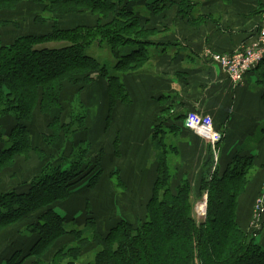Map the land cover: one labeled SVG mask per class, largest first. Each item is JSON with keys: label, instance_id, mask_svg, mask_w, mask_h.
I'll use <instances>...</instances> for the list:
<instances>
[{"label": "trees", "instance_id": "trees-1", "mask_svg": "<svg viewBox=\"0 0 264 264\" xmlns=\"http://www.w3.org/2000/svg\"><path fill=\"white\" fill-rule=\"evenodd\" d=\"M164 2L151 4L154 13L164 9ZM188 2L181 0L179 14L191 7L185 5ZM137 3L139 0H0V120L10 117L14 122L9 135L0 134L4 145L0 174L14 165L16 157L37 153L30 127L39 130L36 139L41 138L48 147L63 135L69 142L77 136L86 143L81 130L86 109L79 101L70 108V101L63 96L67 88L82 90L95 74L106 80L109 119L116 104L126 102L121 77L136 74L147 64V47L154 35L135 12ZM21 5L38 6L41 11L31 17L34 26L18 35L13 18L22 14ZM84 15L94 22H73ZM61 17H67L68 28H61L66 21L60 23ZM9 29L14 38L4 42ZM92 47L106 51L112 63H101L88 54ZM80 112L83 121L77 119ZM37 114L47 118V122L43 118L44 130L50 134L36 126ZM72 152L67 169L52 160L32 180L27 193H0V232L20 226L19 234L33 242L27 252L16 250L3 264H264V244L255 242L238 220L239 198L247 194L253 172L250 159H235L221 175L204 164L198 192L188 179L177 180L168 172L166 162H159L144 220L120 221L102 234L89 215L65 221L53 209L93 172L89 188L101 177L100 165L97 171L94 168L84 174L78 165L80 154ZM193 199L203 215L200 221L194 214ZM42 210L30 224L28 218ZM85 229L90 235L83 234ZM58 244L53 256L47 258ZM90 254L91 260H86Z\"/></svg>", "mask_w": 264, "mask_h": 264}, {"label": "crops", "instance_id": "crops-1", "mask_svg": "<svg viewBox=\"0 0 264 264\" xmlns=\"http://www.w3.org/2000/svg\"><path fill=\"white\" fill-rule=\"evenodd\" d=\"M154 1L139 0L134 7L143 27L154 32L147 47L149 60L138 73L121 77L128 97L125 103L116 104L110 119L107 81L96 74L84 89L72 87L70 93L63 92L72 104L75 98L82 99L87 109L84 128L88 156L93 154L101 160L99 169L103 172L92 188L88 180L96 172L74 186L69 198L54 204L53 209L65 221L89 215L104 234L115 223L128 222L129 209L139 208L138 193L148 183V167L143 162L151 161V184L157 178L159 162H166L172 175L180 171L183 177L188 174L198 192L204 164H210L211 171L221 175L235 159H250L253 172L247 194L239 198L238 210L239 224L247 230L253 201L264 187V63L238 87L213 56L231 54L256 41L263 22V1L190 0L185 5L191 7L182 14L177 12L181 0H165L159 13L151 7ZM62 25L61 28H68V20ZM98 54L97 60L112 63L108 53L109 58ZM189 112L208 116L221 132L223 138L215 148L205 137L185 127ZM13 128L11 119L0 120L4 136ZM32 143L40 156L30 153L27 159L22 157L23 165L16 161L12 170H4L0 174V193H27L32 180L49 164L50 147L41 138L37 145ZM68 144L69 150H73L81 142L75 136ZM0 146L3 149L4 145ZM51 157L53 163L55 156ZM62 160L56 161L63 164ZM115 172L125 188L116 186L110 177ZM130 192L138 195L130 196ZM136 215L137 212L132 213V217ZM39 216L31 215L29 223L36 222ZM20 230L18 227L15 237L18 241L23 237ZM261 232L259 238L264 244V227ZM15 238L8 246L12 250ZM9 252L0 247V256Z\"/></svg>", "mask_w": 264, "mask_h": 264}, {"label": "rangeland", "instance_id": "rangeland-1", "mask_svg": "<svg viewBox=\"0 0 264 264\" xmlns=\"http://www.w3.org/2000/svg\"><path fill=\"white\" fill-rule=\"evenodd\" d=\"M19 9L22 11V14H19V16H15L13 18V22H15V24L18 26V29L20 30L19 32H17V34L18 35H21V34H23V33H25L27 31V28L28 27L34 26V23L31 20V17H33L35 14L39 13L41 11V7H38V6H35V7L28 6L27 7L26 5H21V7H19ZM22 17H23V19H22ZM66 19H67V17H61V18H59L60 23H62V21L66 20ZM22 20H23V22H25V25H23ZM74 22L77 25H87L88 22L89 23L94 22V18H92V17H86V18H82V19H79L78 18V19H75ZM49 28L50 27L47 26L46 30H48ZM9 30L10 31L6 32L5 35H4V37H3L4 42H8V41H10V40H12L14 38V36L10 33V32H12V29H9ZM99 52H100V54H98V57H101V56L103 57L104 56L103 54H106V56L109 58V56L107 55V53H105L104 51L103 52L102 51H99L95 47L89 48L88 51H87L88 54L95 55L96 58H97L96 55ZM100 61H102V63H104L103 60H100ZM67 91L70 93L71 92V88H67ZM77 101H80V100L78 98H75L73 104H75V102H77ZM80 103L83 105L82 99H81ZM70 104H71V106H70V108H71L72 107L71 101H70ZM83 109H86V107L83 106ZM86 111H87V109H86ZM64 117H66V115H64ZM34 118H35L34 121L36 122V124H37L36 126H38V129H41V132L42 133L50 134L47 130H44V127L46 126V123L44 122V119L46 117H43L44 118L43 119L42 117H40L37 114ZM4 119H11L12 120V118H10V117H6ZM77 119L79 121L80 120L83 121V112L77 113ZM82 121L80 122V124H82ZM46 122H47V118H46ZM81 127H82V129H81L82 132L84 131L83 134L86 135V128H84V123H83V125ZM30 130H31V133H33V131L35 133L33 142H34L35 145H37V143L39 141L36 139V136L37 135L38 136L40 135L39 134V130H37V129L36 130L35 129L33 130L31 127H30ZM0 134L3 135V137H4L5 132H4L3 129H0ZM68 142H69L68 136H64L63 135L60 138V141L56 145H53L52 147H50V151H49V153L52 154L51 156H55V161L53 162V164H55L56 166L62 165L60 162H58L56 160H58L60 158H63V160L66 161V163H63V165H62L63 166V169H67L69 167V165H70L69 160H71V159H68L71 156V151H72V150H69V144H68ZM87 145L88 144L85 143V142L84 143H81L79 146L75 147L73 149V152H72L74 156L76 154H78V153L80 154L78 165H79V169L80 170H83V173L84 174L90 173L91 170L94 169V168L97 171L98 165H101L100 164L101 163V160L97 159L98 157L95 158L93 154L91 156L90 155L88 156L89 149H88ZM80 150H82V151H80ZM84 151H85V154L83 156L82 153H84ZM38 153L41 154L40 151L37 149V155H39ZM66 153H68L69 156H65ZM28 156L29 155H26V157H24V158L27 159ZM51 156H49V163L54 158V157H51ZM90 157H91V159H90ZM101 157H102V155H101ZM31 158L29 157V160H28L29 162H30ZM16 161H19L22 164V162L24 160H23V158H21V156L20 157H16L15 160H14V163H13L14 165H15ZM184 164L186 165V163H184ZM143 165L148 167L147 168V171H146V175L148 177V179L146 180V182H148V183L147 184L145 183L142 186V190H140L139 193H138L139 194V208H135L133 210L132 209H129L130 217L128 219V222H132V220L134 218L136 220H139V221L140 220H144L145 210H146V204H147V201H148V199L150 198V195H151V189H152V185H153V184H151V181H152L151 179H152V174H153V167H152L151 161L150 162H143ZM12 167L6 168V169H11ZM6 169H4V170H6ZM11 170H9V171H11ZM100 172L102 173L103 170H101ZM181 173H183V171H180V174H176L175 173V177H176L177 180L178 179H189V175L188 174L184 175V177H183L181 175ZM110 177L113 180H115L116 186L119 185V186L125 188V183L122 182V179L119 177V173L118 172H115V173L111 174ZM130 188L132 189V188H135V187H130ZM138 194L136 192H130L129 193L130 196H132V195H138ZM259 194L260 193H258L256 195V197ZM256 197H255V199H256ZM255 199H254V201H255ZM254 201H253V204H254ZM193 204H194V214L196 216H198L199 219L197 218V220L200 221L201 220V217L203 215H202V212L199 215V209H200V207L199 206L196 207V205H197L196 199H193ZM253 204H252V208H253ZM252 208H251V214H252ZM135 212H137L136 217H132V213H135ZM38 213L41 216V214L44 213V211L42 210V211H39ZM250 218H251V216H250ZM249 221H250V219H249ZM83 223L84 222H82V224ZM18 227H20V226H17L14 229L13 228L6 229L5 231L0 232V247L3 248V249H5V250L8 249L10 251L9 253H6L5 255L0 256V264H3L4 263V261L12 254L13 250H21V251L27 252V248H28L29 244L31 243V240L27 236H23L22 239L21 240L19 239V241H18L17 238H15L16 235H18V233H17V228ZM246 232H247V230H246ZM83 234L84 235H90V230L89 229H85V231H84ZM259 237L256 238V239H254L255 242L258 243V241L261 238V237L260 238ZM6 238H9L10 239L9 242H8V240H5ZM14 238H15V244H13V246L15 248L12 250V248H8V246L10 245V242L14 240ZM6 242H8V243H6ZM59 246H60V244L56 245L55 248H53V250L48 254L47 258H51L53 256V253H54L55 249L59 248ZM86 250L88 251V249H86ZM86 250L84 251V254H85ZM85 258H86V260H91L92 255L91 254L88 255V256L86 255ZM27 264H30V261H28Z\"/></svg>", "mask_w": 264, "mask_h": 264}, {"label": "built area", "instance_id": "built-area-1", "mask_svg": "<svg viewBox=\"0 0 264 264\" xmlns=\"http://www.w3.org/2000/svg\"><path fill=\"white\" fill-rule=\"evenodd\" d=\"M263 1V22L257 34V39L250 45L240 47L232 54L213 56L214 60L220 64L229 80L235 86H242L245 77L255 70L264 61V0ZM185 127L205 137L212 148H215L222 140V134L215 129L212 120L197 112L187 113L184 121ZM264 227V187L256 197L252 214L247 228V233L251 238L256 239Z\"/></svg>", "mask_w": 264, "mask_h": 264}]
</instances>
